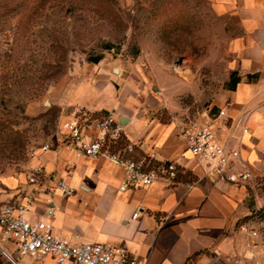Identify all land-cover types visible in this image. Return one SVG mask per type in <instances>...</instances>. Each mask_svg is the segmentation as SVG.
<instances>
[{
  "label": "crops",
  "instance_id": "0c3cea01",
  "mask_svg": "<svg viewBox=\"0 0 264 264\" xmlns=\"http://www.w3.org/2000/svg\"><path fill=\"white\" fill-rule=\"evenodd\" d=\"M191 1L198 12L222 20L230 33L228 81L232 73L240 79L198 120L212 124L216 141L228 153L238 152L237 157L231 156L229 170L244 166L254 179L238 185L216 180L206 162L188 150L182 130L190 121L161 120L156 96L138 88L130 77L111 106L75 112L115 113L124 127V140L136 146V158L153 164L177 162V184L159 179L148 187L121 192L124 170L120 166L103 158L78 157L61 146L58 132L49 142L50 149H37L30 160L29 169L44 168L43 187L21 176L14 182L12 203L25 202L31 195V219L44 217L53 207L56 236L72 243L121 247L144 264L253 263L249 248L260 242L250 230L261 224L252 214L262 204L258 184L264 178V0ZM54 178L65 180L75 195H51ZM45 262L55 264L50 259Z\"/></svg>",
  "mask_w": 264,
  "mask_h": 264
},
{
  "label": "rangeland",
  "instance_id": "374dc122",
  "mask_svg": "<svg viewBox=\"0 0 264 264\" xmlns=\"http://www.w3.org/2000/svg\"><path fill=\"white\" fill-rule=\"evenodd\" d=\"M193 5L0 0V206L15 201L14 182L27 176L32 154L67 117L111 106L130 77L156 96L161 120L189 122L210 110L228 89L230 33ZM258 189L255 212L262 216L252 218L261 226L252 229L260 244L252 264H264V178ZM0 264L49 263L21 256L0 229Z\"/></svg>",
  "mask_w": 264,
  "mask_h": 264
},
{
  "label": "built area",
  "instance_id": "2783aa9c",
  "mask_svg": "<svg viewBox=\"0 0 264 264\" xmlns=\"http://www.w3.org/2000/svg\"><path fill=\"white\" fill-rule=\"evenodd\" d=\"M182 135L190 154L205 161L216 180L238 185L254 179L252 172L244 166L238 171L229 170L230 158L237 157L238 152L228 153L216 141L209 121L198 118L190 121L183 127ZM59 137L61 146L73 150L78 157L103 158L120 166L124 170V179L119 184L121 192L148 187L159 179L166 180L170 185L177 184L180 171L177 162L153 164L151 160L136 158V146L124 140V127L115 113L95 116L86 110H79L60 124ZM49 149V143L40 147L43 152ZM34 155L35 152L32 157ZM44 175L43 167L33 166L28 170L27 179L30 184L43 187ZM53 180L54 186L49 189L51 195L59 194L63 198L75 195L76 190L65 180ZM32 203L33 197L28 195L25 202L0 206L1 230L11 239L21 256L38 262L50 259L55 264H144L121 247L101 243H72L66 237L56 236L51 223L55 215L54 208L49 207L44 217L31 219L28 214L32 211ZM137 216L138 213H135L133 219ZM250 234L252 237L257 236L253 229Z\"/></svg>",
  "mask_w": 264,
  "mask_h": 264
},
{
  "label": "trees",
  "instance_id": "16d2710c",
  "mask_svg": "<svg viewBox=\"0 0 264 264\" xmlns=\"http://www.w3.org/2000/svg\"><path fill=\"white\" fill-rule=\"evenodd\" d=\"M99 61H100V58H99V57L96 58V59L94 60L95 63H97V62H99ZM239 81H240V79L237 78V77L232 73L231 76H230V80H229V82H228V84H227L228 89H233V88H235L236 84H237ZM261 213H262L261 211H259V212H253L252 217H254V215H257V216H259V217L261 218V216H262Z\"/></svg>",
  "mask_w": 264,
  "mask_h": 264
},
{
  "label": "water",
  "instance_id": "95a60500",
  "mask_svg": "<svg viewBox=\"0 0 264 264\" xmlns=\"http://www.w3.org/2000/svg\"><path fill=\"white\" fill-rule=\"evenodd\" d=\"M114 71L117 73L119 70L118 69H115ZM46 104H48V102Z\"/></svg>",
  "mask_w": 264,
  "mask_h": 264
}]
</instances>
